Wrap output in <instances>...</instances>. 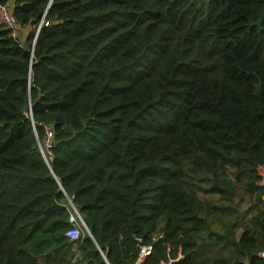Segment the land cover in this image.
<instances>
[{
  "label": "trees",
  "instance_id": "obj_1",
  "mask_svg": "<svg viewBox=\"0 0 264 264\" xmlns=\"http://www.w3.org/2000/svg\"><path fill=\"white\" fill-rule=\"evenodd\" d=\"M0 2V264H262L264 0Z\"/></svg>",
  "mask_w": 264,
  "mask_h": 264
},
{
  "label": "built area",
  "instance_id": "obj_2",
  "mask_svg": "<svg viewBox=\"0 0 264 264\" xmlns=\"http://www.w3.org/2000/svg\"><path fill=\"white\" fill-rule=\"evenodd\" d=\"M0 26H3L5 29L9 30L13 37H17L19 31L21 30L20 24L14 15L13 8L2 2H0ZM37 31L38 28L36 32ZM45 135L46 141L44 145L48 149L51 147L53 136L52 130L48 127H45ZM69 222L71 223V226L67 230L66 236L69 237L70 240H76L79 238L81 231L84 229V222L72 204H70ZM154 239L155 238L152 240ZM133 240L138 248L136 264H141L152 254L153 244L144 242V239L137 234H133ZM256 256L259 260H261L262 264H264V248L258 250ZM170 262L171 261L161 262L160 264H170Z\"/></svg>",
  "mask_w": 264,
  "mask_h": 264
},
{
  "label": "water",
  "instance_id": "obj_3",
  "mask_svg": "<svg viewBox=\"0 0 264 264\" xmlns=\"http://www.w3.org/2000/svg\"><path fill=\"white\" fill-rule=\"evenodd\" d=\"M50 2H51V0H50ZM250 25L251 26L259 25V22H251ZM39 147H40V145H39ZM40 151H41V153H43L42 149H40ZM253 168H254V170L258 169V171H259V167L255 163H253ZM261 175H263V174H261ZM84 228H85L86 231H88L87 228H86V226H85V224H84ZM177 260H179V259H177ZM177 260H175V261H177Z\"/></svg>",
  "mask_w": 264,
  "mask_h": 264
},
{
  "label": "rangeland",
  "instance_id": "obj_4",
  "mask_svg": "<svg viewBox=\"0 0 264 264\" xmlns=\"http://www.w3.org/2000/svg\"><path fill=\"white\" fill-rule=\"evenodd\" d=\"M43 146H44V148H43V151H44V150H46L47 148L45 147V145H43ZM41 148H42V146H41ZM47 150H48V149H47ZM263 172H264V167L259 168V173H260V175L263 174ZM261 176H262L263 183H264V174L261 175Z\"/></svg>",
  "mask_w": 264,
  "mask_h": 264
},
{
  "label": "crops",
  "instance_id": "obj_5",
  "mask_svg": "<svg viewBox=\"0 0 264 264\" xmlns=\"http://www.w3.org/2000/svg\"><path fill=\"white\" fill-rule=\"evenodd\" d=\"M21 32H22V30H20ZM20 31H19V33H20ZM27 32V30L26 29H24L23 30V33H26ZM19 33H18V36H19Z\"/></svg>",
  "mask_w": 264,
  "mask_h": 264
},
{
  "label": "clouds",
  "instance_id": "obj_6",
  "mask_svg": "<svg viewBox=\"0 0 264 264\" xmlns=\"http://www.w3.org/2000/svg\"><path fill=\"white\" fill-rule=\"evenodd\" d=\"M40 147H41V145H40Z\"/></svg>",
  "mask_w": 264,
  "mask_h": 264
}]
</instances>
